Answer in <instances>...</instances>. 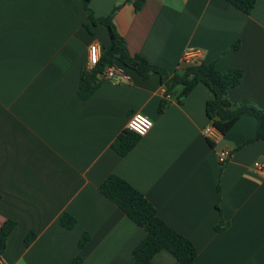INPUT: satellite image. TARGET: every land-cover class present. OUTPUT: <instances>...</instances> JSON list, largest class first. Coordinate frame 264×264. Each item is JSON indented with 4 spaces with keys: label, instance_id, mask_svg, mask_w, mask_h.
<instances>
[{
    "label": "crops",
    "instance_id": "1",
    "mask_svg": "<svg viewBox=\"0 0 264 264\" xmlns=\"http://www.w3.org/2000/svg\"><path fill=\"white\" fill-rule=\"evenodd\" d=\"M116 7L131 55L170 74L189 66L185 52L195 53L190 65L241 70L228 100L264 109V0L249 15L226 0H145L139 11L132 0L91 1L96 18ZM87 22L79 0H0V229L7 220L16 224L2 263L69 264L80 256L82 264H133L146 232L99 191L116 175L192 241L193 264H264V141L250 142L256 118L241 116L210 144L203 134L212 123L210 89L199 84L179 102V89L165 96L158 75L125 67L130 81L100 75L82 100L89 47L102 54L111 45L105 26L90 34ZM135 113L153 127L121 156L112 144ZM225 148L230 157L222 165ZM64 213L76 218L74 228L60 225ZM30 232L35 239L26 246ZM85 234L90 239L80 249ZM152 263L180 264L167 251Z\"/></svg>",
    "mask_w": 264,
    "mask_h": 264
},
{
    "label": "trees",
    "instance_id": "2",
    "mask_svg": "<svg viewBox=\"0 0 264 264\" xmlns=\"http://www.w3.org/2000/svg\"><path fill=\"white\" fill-rule=\"evenodd\" d=\"M88 14V21L84 27L90 34H94V27L105 26L108 30L111 45L102 54L98 65L92 70L87 68L80 77L79 97L89 99L96 91L100 79L107 68L115 64L130 69L144 78L151 74L160 77L165 88V96L179 89V102L188 96L199 84H203L213 94V98L206 104V113L214 128L221 134H226L236 121L243 115H250L258 121L256 136L250 140L264 141V109L253 105L234 104L228 100L227 92L242 82L244 73L241 70L231 69L228 72H219L214 64H193L170 74L162 66L153 65L141 55H131L126 40L117 30L114 18L117 7L106 17L96 18L91 8L92 0H79ZM137 11L141 10L145 0H132ZM242 13L249 15L258 0H226ZM167 101L163 99L159 106V113L166 110ZM140 136L126 130L113 142V149L121 156L127 155L138 143ZM210 144H212L210 142ZM225 165V164H224ZM221 169V172L223 170ZM218 192L220 186H217ZM99 191L113 202L136 225L145 230V238L136 246L132 253L133 264H153V257L161 251L170 253L180 264H193L198 251L191 240L171 228L158 215L150 202L124 179L110 175L99 187ZM1 198V196H0ZM59 223L67 229L76 226L77 220L69 213H64ZM15 222L7 220L0 229V259L6 249L8 237L15 227ZM35 233L30 232L25 244L29 246L35 239ZM87 234L83 235L78 247L83 248L89 241ZM80 256L75 257L69 264H82Z\"/></svg>",
    "mask_w": 264,
    "mask_h": 264
},
{
    "label": "built area",
    "instance_id": "3",
    "mask_svg": "<svg viewBox=\"0 0 264 264\" xmlns=\"http://www.w3.org/2000/svg\"><path fill=\"white\" fill-rule=\"evenodd\" d=\"M95 55V58L93 56ZM194 52H185L183 55V62L190 65L193 62ZM101 58V51L98 45L93 44L89 47V61L87 65L88 70L95 68ZM104 79L113 82H128L130 81V76L125 72L124 67L113 65L105 70ZM153 127V121L146 115L142 113L133 114L127 124V129L136 135L143 137L145 136ZM219 132L214 128L213 124L210 123L205 126L203 134L205 138L213 143L216 141L217 134ZM230 157V151L225 148L219 152V162L224 165ZM255 167L258 169H263V165L260 162L255 163ZM0 264L2 260L0 259Z\"/></svg>",
    "mask_w": 264,
    "mask_h": 264
},
{
    "label": "clouds",
    "instance_id": "4",
    "mask_svg": "<svg viewBox=\"0 0 264 264\" xmlns=\"http://www.w3.org/2000/svg\"><path fill=\"white\" fill-rule=\"evenodd\" d=\"M93 58H95V55L93 56Z\"/></svg>",
    "mask_w": 264,
    "mask_h": 264
}]
</instances>
